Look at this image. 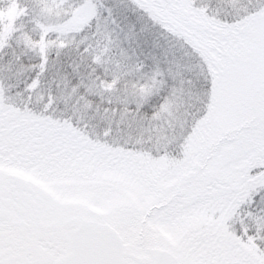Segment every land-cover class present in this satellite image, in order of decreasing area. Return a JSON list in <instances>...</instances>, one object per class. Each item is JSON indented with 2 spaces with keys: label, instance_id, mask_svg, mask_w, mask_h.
<instances>
[{
  "label": "rangeland",
  "instance_id": "1",
  "mask_svg": "<svg viewBox=\"0 0 264 264\" xmlns=\"http://www.w3.org/2000/svg\"><path fill=\"white\" fill-rule=\"evenodd\" d=\"M156 1L144 15L125 0H0L2 57L14 35L36 49L51 33L46 47L88 81L52 107L41 92L18 105L8 59L0 71V193L22 187L42 205L16 229L20 264L67 254L68 234L39 224L73 220L112 226L143 264L162 250L180 264H264V0ZM20 10L37 29L10 26ZM98 55L104 79L82 67Z\"/></svg>",
  "mask_w": 264,
  "mask_h": 264
},
{
  "label": "trees",
  "instance_id": "2",
  "mask_svg": "<svg viewBox=\"0 0 264 264\" xmlns=\"http://www.w3.org/2000/svg\"><path fill=\"white\" fill-rule=\"evenodd\" d=\"M126 4L130 6V9L134 10H141L142 14L145 15L144 11H159V5L156 0H125ZM9 5V4H8ZM2 7V5H1ZM7 7V6H6ZM4 7L2 10L0 8V13L6 9ZM153 15V14H152ZM29 12H23L18 11L17 15L14 17V20L10 19V26L14 29L17 28L19 25H21L22 22L25 24V28L28 29V32H31L34 29H37L34 24L30 23L29 21ZM1 19V15H0ZM158 23V22H157ZM47 31V30H46ZM16 33V31H15ZM35 40L39 41L40 37L37 35H32ZM3 32L0 30V71L2 69V66L4 64V61H7L8 59V65H9V73H10V87L12 88V93L14 95H17V99L19 101H16L18 105H22L24 102V98L29 97L28 103H33V99L35 97V94L37 93H44V102L40 104H45V106H53L55 101H57L56 92L60 91L62 87H67L68 89L74 88L78 90V92H86L88 81L83 79L84 77L79 76L73 72V69L71 67V63L69 61L71 60L67 55L69 53L65 54V51L61 52L59 54L57 50V46H49L46 47V41L51 38V33L42 32V43L39 45L36 49L28 48H20L16 41H15V35L13 36L12 43H10L9 49V55L3 56L5 50H6V44L3 40ZM67 45L70 47L71 51H75L76 55L83 57L89 55V49H91V46H88V48L82 49L81 52L77 50L76 44H70ZM66 46V47H67ZM73 46V47H72ZM67 47V48H68ZM65 48V49H67ZM64 49V50H65ZM87 53V55H86ZM55 58H59L56 60V62L52 66V61ZM61 58V59H60ZM86 60V59H85ZM85 60H82L81 63H83ZM100 55L96 56V59L92 57V60H89L88 62L82 64V67L90 74H94L99 76L101 79H104L102 74H107V70L112 69L111 67H106V65L103 63L100 64ZM52 62V63H51ZM112 67H114V64ZM117 66V65H116ZM57 71L63 73L65 76L62 81L57 80L54 75H57ZM110 73V71H109ZM63 83L59 84V83ZM2 87V86H1ZM85 96L86 100L85 102H92L94 99L99 100L97 98H93L90 96V93L83 94ZM31 98V99H30ZM93 103V102H92ZM100 103V100L99 102ZM36 104V103H35ZM95 104V103H93Z\"/></svg>",
  "mask_w": 264,
  "mask_h": 264
},
{
  "label": "flooded vegetation",
  "instance_id": "3",
  "mask_svg": "<svg viewBox=\"0 0 264 264\" xmlns=\"http://www.w3.org/2000/svg\"><path fill=\"white\" fill-rule=\"evenodd\" d=\"M11 189L12 191L6 190L4 195L0 193V264H20L18 260L23 256L25 250H23L22 239H20L16 229L19 228V231L22 232L21 225L28 227V224H34L35 219H40L38 213L42 208L38 199L29 192L24 191L22 187H19L17 191L14 185H11ZM10 195L13 198L12 202L8 198ZM66 225L67 222L62 225L60 222L52 223L45 229L43 225L41 226V223L39 224L41 229L51 232L52 239L55 238L54 236H58L60 239L68 234L69 237L66 241L69 243V253L72 230H68ZM124 257L126 264L137 263L127 250H125Z\"/></svg>",
  "mask_w": 264,
  "mask_h": 264
},
{
  "label": "water",
  "instance_id": "4",
  "mask_svg": "<svg viewBox=\"0 0 264 264\" xmlns=\"http://www.w3.org/2000/svg\"><path fill=\"white\" fill-rule=\"evenodd\" d=\"M75 221L67 227L73 228ZM73 252L61 258L56 264H125L124 244L118 232L108 224L83 221L73 234ZM154 264H180L167 251H159Z\"/></svg>",
  "mask_w": 264,
  "mask_h": 264
}]
</instances>
